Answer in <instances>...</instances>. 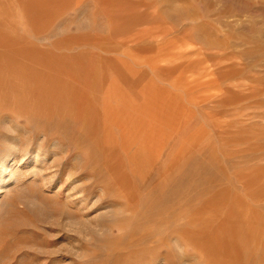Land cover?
<instances>
[{"label":"rangeland","instance_id":"rangeland-1","mask_svg":"<svg viewBox=\"0 0 264 264\" xmlns=\"http://www.w3.org/2000/svg\"><path fill=\"white\" fill-rule=\"evenodd\" d=\"M0 264H264V0H0Z\"/></svg>","mask_w":264,"mask_h":264},{"label":"bare ground","instance_id":"bare-ground-1","mask_svg":"<svg viewBox=\"0 0 264 264\" xmlns=\"http://www.w3.org/2000/svg\"><path fill=\"white\" fill-rule=\"evenodd\" d=\"M12 161H13V159H10V160H7L6 162H4V164L0 168V175L6 173L8 171L9 167L12 164Z\"/></svg>","mask_w":264,"mask_h":264}]
</instances>
